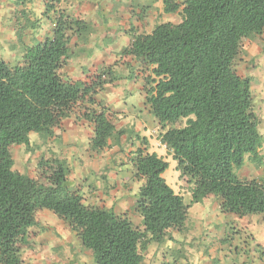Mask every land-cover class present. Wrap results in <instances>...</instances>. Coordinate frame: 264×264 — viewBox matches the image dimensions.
<instances>
[{
  "label": "trees",
  "instance_id": "16d2710c",
  "mask_svg": "<svg viewBox=\"0 0 264 264\" xmlns=\"http://www.w3.org/2000/svg\"><path fill=\"white\" fill-rule=\"evenodd\" d=\"M47 11L61 0H42ZM163 12L180 21L156 24L134 33L121 53L140 63L145 103L162 128L184 119L181 127L159 133L180 176L191 184V203L208 195L220 210L239 218L264 217V183L239 178L246 160L261 163L264 140L252 110L250 79L234 69L242 41L264 29V0H162ZM67 17L60 14L52 36L25 47L21 62L0 58V264H23L35 213L51 211L65 221L91 264H141L152 243L172 239L188 218L190 204L167 183L168 161L145 147L129 160L139 187L135 225L125 214L84 203L68 182L60 157L50 160L45 181L13 169L10 149L29 145V135H51L75 111L92 124L91 150H102L124 130L116 129L108 107L96 99L115 79L110 66L73 80L63 71L69 53ZM77 22V20L75 21ZM264 255V245L258 246ZM162 264H174L164 262Z\"/></svg>",
  "mask_w": 264,
  "mask_h": 264
},
{
  "label": "rangeland",
  "instance_id": "374dc122",
  "mask_svg": "<svg viewBox=\"0 0 264 264\" xmlns=\"http://www.w3.org/2000/svg\"><path fill=\"white\" fill-rule=\"evenodd\" d=\"M173 1L180 2L181 0ZM97 5H99L98 12L100 10L104 12L112 10L117 14L122 12L132 13L137 27L146 30L152 29L160 22L178 23L180 21L178 13L166 14L163 12L162 0H93V2L92 0H61L54 9L49 11L46 10L42 0H0V58L11 65L21 62L25 47L52 36L56 27V20L60 14H63L67 17V24L70 23L67 30L70 38V51L66 57L63 71L68 77L73 74L76 77L85 79L88 77L86 73L98 70L95 69L98 61L97 50L95 48L91 50L90 42L92 41L90 40L97 33V38L101 37L99 35L101 32L100 26L107 22L98 21L97 19L94 22L88 19V14L97 9ZM95 16L97 14H93V19ZM76 20L77 22H75ZM135 24L132 26L134 27ZM244 41L248 42L246 47L249 46V48L251 47L250 49L244 47ZM242 42L239 54L234 60V69L240 76L250 79L252 110L258 118V129L264 140V29L260 34H254ZM257 46L261 48L260 53L255 51L251 55L252 50H256ZM109 66L112 68L111 64ZM135 73H140L143 84L146 71L141 70L140 63H138ZM184 123V119H179L175 123L166 124L161 129L181 127ZM55 131L51 135L32 133L29 135V145H13L10 149L13 169L38 178L41 182L45 181V174L48 173L50 160L59 157L57 153L63 149L59 147L63 142V138L60 136L59 131H56L57 133ZM118 141L119 137L110 140L109 146L99 151L91 150L88 147L93 151L92 153L91 151L89 152L92 155V163L95 164L94 160L102 161L108 158L110 165H125L126 160H124V157L128 161L129 158L126 155L123 157L116 148ZM84 146L79 149L78 153L89 150ZM137 147L134 145L132 152ZM260 150V152H264V143ZM124 152H127L126 149ZM166 157L169 166L163 175L167 183L175 192L183 196L186 204H190V207H192L191 210H188L190 217L187 218V230L189 229V233L195 237L203 236L205 235L206 220L202 224L196 222L193 227L190 225L194 223L199 211L207 210L209 206L213 208L219 200L215 196H210L204 202L201 201V203L193 207L194 203H191L190 192L191 184L180 176V172L176 169V162L172 160L171 155ZM60 158L64 160L67 166V157L60 156ZM82 162L83 160L81 159V167H85ZM91 165L90 162L89 168ZM99 167L100 171L95 175L96 177L93 176L91 178L88 174L82 175L81 180L84 184V190L81 193L84 203L111 208L116 213L128 216L133 224H139V215L134 210V203L140 183L132 177V189L129 188L128 194H116L115 192L111 194L103 187L105 180L101 175L104 176L105 170L103 168L105 167L103 165H99ZM105 169L107 170V168ZM251 170L254 172L256 180L264 183V159L262 164L258 165L251 162V160H246L239 174L244 176L245 173H248V176H250ZM94 172L96 171L92 170L91 174L94 175ZM86 175L88 176L85 177ZM114 183L116 184V182ZM127 183V187L130 186V182L127 181ZM35 218L36 224L30 228L28 243L22 246L21 257L23 264H91V252L81 245L79 238L74 232L70 231L63 219L58 218L47 209L36 211ZM232 224L227 220L225 231L220 230V239L216 241L218 246L225 245L231 251L226 249L227 252L225 251L226 253L224 254L222 249H217L214 252L217 261L212 259V262L215 261L213 264H231L226 262H232V256L235 252L240 257V260L237 261L238 264L247 263V259L250 264V257H256L257 255L253 250L260 246L254 240L261 239L264 242V217L262 215L246 217L242 222L243 226H238L237 223L236 226ZM246 225L247 228H245ZM194 240L197 241L198 238Z\"/></svg>",
  "mask_w": 264,
  "mask_h": 264
},
{
  "label": "crops",
  "instance_id": "0c3cea01",
  "mask_svg": "<svg viewBox=\"0 0 264 264\" xmlns=\"http://www.w3.org/2000/svg\"><path fill=\"white\" fill-rule=\"evenodd\" d=\"M96 7L97 9H94L92 13L88 14V19L93 20L94 22L97 20L107 22L103 24L101 23V32L99 33L101 37L98 39L97 33L95 35L96 37L93 36L90 40L92 41L90 42L91 50L95 48L98 53H96L98 56V64L96 63L95 67L97 68L95 69L97 70L99 67L109 66L111 64L115 75V79L112 83L106 85L105 90L96 95V99L109 108L108 112L116 129L124 130V132L119 135V141L116 143V148L123 157L126 155L130 158V152H132L134 145L142 148L147 145L148 151L156 152L168 161L166 156H170V154L168 153L165 145L160 142L158 137L159 133L162 132V127H160L158 120L150 112L148 104L145 103L144 83L142 84V77L140 73H135L138 62L133 59L132 56L121 53V49L129 45L131 36H133L135 32L149 33L153 28L146 30L144 28L137 27L132 13L122 12L117 14L112 10H109V12L100 10V12H98L97 10L99 5ZM93 14H97L94 19ZM134 24L135 26L133 27L132 25ZM244 44L246 49L251 48H249V46L246 47L248 42H245ZM255 51L260 53L261 48L257 46L256 50H252L251 55H253ZM73 72H75V70H73ZM93 73L94 71L86 73L88 77L85 79L76 77L73 74L69 77L73 80H89V76ZM75 113L77 114V111H75ZM76 114L73 113L70 117L64 118L57 127L53 128L54 131H59L60 136L63 138L62 144L59 145L60 149H63L62 151H59L57 155L59 157L68 158H66V160L68 163L67 167L70 170L68 175V182L70 186L72 188L80 189V191L84 190V184L81 180L82 175L88 174L91 178L93 176L96 177L95 175H97L100 171L99 165H103L107 168V170L103 168L105 170L104 176L101 175V177L105 180V185L103 187L111 194L114 192L116 194H128L129 188L132 189L131 161H128V159L124 157V160H126L125 165H110L108 158L102 161L94 160L95 164L92 163V155L89 153L91 150L88 147L93 127L90 122L78 117ZM56 131L55 133H57ZM141 138L146 139V145L142 144ZM82 146L88 148L89 150L78 153ZM125 149L127 152H124ZM260 151L259 155L261 157L262 164L264 152ZM92 152L93 151H91V153ZM81 159L83 160L82 165H85V167H81ZM90 162L92 165L89 168ZM245 162L242 166L245 165ZM240 169L241 168L236 170V174L239 178L256 179L252 170V172H250V176H248V173L241 176L239 174ZM92 170L96 171L94 172V175L91 174ZM127 181L130 182V186L128 187ZM114 182H116V184ZM210 196L213 195L204 197L202 201L204 202ZM199 203L201 202L194 203L193 207ZM191 208L192 207H190L189 210H191ZM194 211L198 212L196 210ZM198 214L199 215L195 217L194 223L190 226L193 227L196 222L202 224V222L206 220L205 233L203 232L205 235L195 237L193 234L189 233L190 230H187L188 220H186L181 230H173L171 232V240L165 239L161 243L150 244L144 254L142 264H162L164 262L174 264H213L217 261L214 253L217 249H222L224 254L227 252L226 249L231 251L227 246H218L216 243V241L220 239V230L225 231L227 220L230 221V224L233 223V226H236V223L238 226H243L242 222L246 217L254 216L248 215L239 218L234 213H224L220 210L219 201L213 208L209 206L207 210L199 211ZM189 217L190 214H188V218ZM245 228H247V225ZM196 238H198L197 241L194 240ZM195 242L197 243L196 245ZM219 242L220 240L218 241V244ZM254 242L260 246L264 245V242L261 239H255ZM234 249L236 248L234 247ZM253 251L257 255L256 257H250V264L264 263V255L262 254L261 249L256 247ZM233 252L235 251L233 250ZM235 253L232 256V262L227 261L226 263L238 264L237 261L240 260V257L238 253H236V255ZM212 259L215 261L212 262ZM245 264H249L248 259Z\"/></svg>",
  "mask_w": 264,
  "mask_h": 264
}]
</instances>
